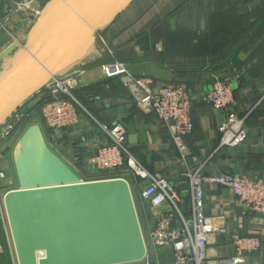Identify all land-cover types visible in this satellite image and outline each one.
Instances as JSON below:
<instances>
[{"label":"crops","instance_id":"0c3cea01","mask_svg":"<svg viewBox=\"0 0 264 264\" xmlns=\"http://www.w3.org/2000/svg\"><path fill=\"white\" fill-rule=\"evenodd\" d=\"M15 1L18 0H0V62L18 49L8 45L9 32L16 31L15 41L24 44L30 29L18 13H10ZM140 1L131 0L100 31L115 55L101 53L88 63L118 59L132 74L145 77L151 85H183L192 100V130L185 137V148L180 153L168 126L154 114H144L133 106L139 118L126 122L119 114L134 103L131 104L124 85L123 89H117L111 83L112 78L107 77L102 89L94 92L91 99L101 123L124 124L128 134L137 137L136 143H125L128 152L149 172L160 171L171 181H176L184 170L198 166L205 174L228 172L264 177V0H159L158 5L153 4L158 0L149 4ZM160 11L161 21L156 17ZM160 26L164 30L162 40L155 33ZM5 69V63L0 64V75ZM91 71L92 68L86 71L88 81L93 80ZM216 76L228 79L233 90L232 108L245 119L247 137L235 147L219 146L220 125L226 112L201 100ZM101 123L96 125L94 119H84L79 111L78 124L69 128L76 130L75 147L82 149L85 158L107 139L100 131ZM87 140L92 143L85 147L83 143ZM125 174L131 175L129 172L121 175ZM140 188L136 186L135 191L142 210L141 228L146 231L153 226L154 218L147 202L139 197ZM175 188L180 196L179 209L190 219L189 186L182 184ZM204 210L207 217L225 228L212 244L216 252L232 255L231 236L238 233L259 240L257 250L241 264H264V217L239 204L231 191L220 185L205 186ZM0 234L1 237V224ZM4 243L0 242V264H14ZM149 256L157 264H172L169 249L151 251Z\"/></svg>","mask_w":264,"mask_h":264},{"label":"water","instance_id":"95a60500","mask_svg":"<svg viewBox=\"0 0 264 264\" xmlns=\"http://www.w3.org/2000/svg\"><path fill=\"white\" fill-rule=\"evenodd\" d=\"M130 1L46 2L22 50L0 75V125ZM136 141L128 134L125 143ZM12 161L17 187L5 192L3 202L17 264H125L146 257L126 179L82 180L48 146L38 123L21 133Z\"/></svg>","mask_w":264,"mask_h":264},{"label":"built area","instance_id":"2783aa9c","mask_svg":"<svg viewBox=\"0 0 264 264\" xmlns=\"http://www.w3.org/2000/svg\"><path fill=\"white\" fill-rule=\"evenodd\" d=\"M48 1L18 0L9 11L18 13L30 28ZM34 3L36 7L32 6ZM103 69L107 76H119L137 109L144 114H154L159 121L168 126L173 143L178 151L183 153L184 139L192 130V100L186 88L181 84L172 83L151 85L145 77L132 74L120 61L105 64ZM84 71L76 67L66 73L52 75L41 89L44 91L41 99L43 97L47 101L41 106L39 114L46 128L57 131L78 124L79 108L71 91L82 81ZM201 100L215 109L226 112V117L220 125L219 146L235 147L242 144L247 137L245 119L237 116L232 108L233 90L228 79L214 77L211 89L202 95ZM27 103L0 125V224L14 264L17 262L3 198L6 191L16 187L6 189L2 187L10 175L9 159H12L15 144L24 129L30 123H34L30 122L32 115L28 112L30 106L28 107ZM99 126L107 139L91 156L86 158L82 156L97 172L92 180L114 177L125 179L121 174L129 172L134 178V182L129 184L131 190L136 186L141 187L139 197L147 202L154 218L153 226L143 234L147 248L146 257L141 261L125 264H157L149 254L151 251L164 248L171 250L172 264H241L251 252L257 250L259 247L257 238L234 233L231 236L234 253L220 255L216 252L212 244L216 235L223 233L225 228L205 215L204 188L206 185L226 187L239 204L264 214V177H249L228 172L205 174L202 167L198 166L184 170L176 181H171L160 171L149 172L128 152L125 146L128 129L124 124L113 122ZM14 135H17L16 140L10 141ZM90 143L92 142L87 140L83 144L86 147ZM75 151L78 153L82 149L77 146ZM182 184H187L190 190V219H186L179 209L180 196L175 187Z\"/></svg>","mask_w":264,"mask_h":264},{"label":"rangeland","instance_id":"374dc122","mask_svg":"<svg viewBox=\"0 0 264 264\" xmlns=\"http://www.w3.org/2000/svg\"><path fill=\"white\" fill-rule=\"evenodd\" d=\"M138 1V0H137ZM152 0H142L140 1V3L143 4H149ZM161 1H153V4L158 5ZM158 15V16H157ZM156 17H158L157 19H159L160 21L162 20V12L160 11L159 13H156ZM101 31V30H100ZM100 31H98L95 35L94 38V52L92 53V57L89 59L94 58L96 55L99 54H108V55H115V51L113 50V48L107 43L106 39L103 38L100 34ZM10 33V38H9V46L12 47L13 49L15 48H19V45H22L20 43H18L17 41H15L14 37L15 34L17 35V32H9ZM156 38H158L159 40H162V36L164 34V30L162 28V26H160L157 30H156ZM14 34V36H13ZM20 36V35H18ZM15 41V45L13 46L12 43ZM17 42V43H16ZM101 54V55H102ZM12 58H14L15 54H12ZM84 60V61H80V62H74L72 64H68L66 65L65 69L60 71L59 74H63L66 73L76 67H80L81 69L85 70L84 73H82V81L72 89L71 94L72 96L75 98L76 100V105L79 108V111L81 113V115L84 116V119H94L96 122V125L98 124V122L101 123V117H99L97 111L95 110V107L93 106V103L91 102V99L93 98V92L94 91H99L102 89V85L104 84V80L107 78H112L111 83L117 88V89H123L121 84V81L119 79H117L119 76L118 75H114V76H107L108 74L105 73L103 66L105 64H108L112 61H120L118 59L112 60V61H105V59L103 60H96L95 64L91 65L92 63H88V60ZM8 60V59H7ZM12 59H10L11 61ZM10 61H1L0 64H4L5 63V67L7 65V62L10 63ZM123 62V61H120ZM79 63V64H78ZM94 63V62H93ZM124 63V62H123ZM125 64V63H124ZM126 65V64H125ZM68 66V67H67ZM92 68V81H88V74H87V70ZM127 68V66H126ZM128 69V68H127ZM89 72V73H91ZM99 76V77H98ZM101 76V77H100ZM107 77V78H106ZM86 79V80H85ZM95 79V80H94ZM49 81V80H48ZM124 91V90H123ZM44 91H40L39 93L35 94L34 97H32V99H30V101H28L27 106L29 107V113L32 115V119L30 120V122H34V123H38L43 131L44 134V138L46 140V143L48 144V146L62 159L64 160V162H66L78 175L82 180H92V178H94V174H96L97 172L93 170V168L87 163V160L84 157H78L75 154H72V150L74 149L75 151V144L76 143V136H74V133H76V130L73 129H62V130H57V131H53L50 130L48 128H46L44 126V124L41 121L40 118V114H35V105L38 103L39 99H41V95ZM43 99V97H42ZM132 99V98H131ZM133 101V100H132ZM131 101V102H132ZM130 102V103H131ZM134 102H132L131 104H133ZM134 105H129L128 108L124 111H122V113H120L119 115H121L120 117H122L123 120H125L126 122H129V120L131 119H137L139 118V115L137 113V110L135 109ZM119 117V118H120ZM121 119V118H120ZM32 124V123H30ZM102 124V123H101ZM22 131V130H21ZM17 135L12 136V138L10 139V141H14L16 140ZM9 163H10V169H9V176H8V180L7 182L3 185V189H6L8 187H17V179H16V175H15V170H14V165H13V161L10 158L9 159ZM124 177L126 178V180H128L130 183L133 182L132 175H127L125 174ZM132 193H133V198H134V202H135V207L137 210V214H138V218L141 224V219H142V210L140 208L139 205V198L138 195L135 191V189L132 188ZM2 230V229H1ZM143 234H145V229H142ZM1 235V234H0ZM0 242L4 243L5 245L8 246L4 231L2 230V236L0 237Z\"/></svg>","mask_w":264,"mask_h":264},{"label":"bare ground","instance_id":"6f19581e","mask_svg":"<svg viewBox=\"0 0 264 264\" xmlns=\"http://www.w3.org/2000/svg\"><path fill=\"white\" fill-rule=\"evenodd\" d=\"M94 41L92 42H88V43H86V44H84L80 49H78L70 58H69V60L61 67V68H59V69H57L55 72H54V74L53 75H57V74H59V72L60 71H62V70H64L66 67V65H70V64H72V63H74V62H82V61H84V60H87V59H89V58H91L93 55H92V53L94 52ZM22 50V45L14 52V54H15V56H14V58H12L13 56L11 55L10 57H9V59L8 60H6V61H10V59H12L11 61H10V63L9 62H7V65H6V69H8V67L12 64V62L14 61V59L16 58V56L20 53V51ZM79 64V63H78ZM68 67V66H67ZM5 69V70H6ZM4 70V71H5ZM4 71H2V72H4ZM92 73V72H91ZM94 73V72H93ZM99 77V76H98ZM101 77V76H100ZM92 78V77H91ZM86 80V79H85ZM95 80V79H94Z\"/></svg>","mask_w":264,"mask_h":264},{"label":"trees","instance_id":"16d2710c","mask_svg":"<svg viewBox=\"0 0 264 264\" xmlns=\"http://www.w3.org/2000/svg\"><path fill=\"white\" fill-rule=\"evenodd\" d=\"M94 92H97V91H94ZM94 92H93V93H94ZM46 101H47L46 98L40 99V100L38 101V103L35 105V111H36L35 114H37V113L39 114V111H40L41 106H42L43 103H45ZM75 155L78 156V157H82V156L84 155V152H83V151H80V152H78V153H75Z\"/></svg>","mask_w":264,"mask_h":264}]
</instances>
